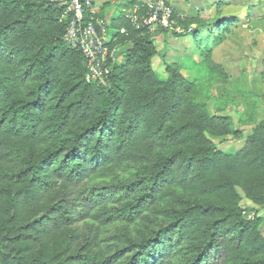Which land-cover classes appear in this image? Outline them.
<instances>
[{"label":"trees","instance_id":"16d2710c","mask_svg":"<svg viewBox=\"0 0 264 264\" xmlns=\"http://www.w3.org/2000/svg\"><path fill=\"white\" fill-rule=\"evenodd\" d=\"M142 6L126 3L140 19ZM65 11L0 0V264H264V218L241 207L264 208V121L219 150L242 132L195 101L179 65L159 77L154 32L122 11L108 34L110 50L131 46L124 62L88 83ZM173 20L214 46L236 23Z\"/></svg>","mask_w":264,"mask_h":264},{"label":"rangeland","instance_id":"374dc122","mask_svg":"<svg viewBox=\"0 0 264 264\" xmlns=\"http://www.w3.org/2000/svg\"><path fill=\"white\" fill-rule=\"evenodd\" d=\"M127 1L101 0L105 8L101 20L110 22L119 11L127 16ZM164 3L181 18H198L206 27L224 19L236 20L218 46L213 45V40L206 44L208 37L196 42L190 31L180 28L154 30L159 54L153 60V69L165 79L166 65H179L181 73L194 84L195 101L207 106L212 115L231 117L234 130L243 134L241 139L230 136L215 140L217 148L225 152L240 150L246 137L264 121V0H164ZM102 8L95 4L93 10L97 14ZM197 27L194 25L192 29ZM130 47L116 50V64L124 62V53ZM241 207L250 217L264 218L262 207L247 200L242 201Z\"/></svg>","mask_w":264,"mask_h":264},{"label":"built area","instance_id":"2783aa9c","mask_svg":"<svg viewBox=\"0 0 264 264\" xmlns=\"http://www.w3.org/2000/svg\"><path fill=\"white\" fill-rule=\"evenodd\" d=\"M60 7L65 8V16H71L64 41L70 48L81 50L88 62V83H97L102 86L109 85V75L112 65L115 64L114 50H110L111 42L109 32L110 22L91 17L85 20L87 11L96 14L92 9V0H49ZM143 9L145 14L141 17L129 11L126 16L137 27L147 28L154 32L156 29H173V11L165 5L164 0H144ZM125 33V31H122Z\"/></svg>","mask_w":264,"mask_h":264},{"label":"crops","instance_id":"0c3cea01","mask_svg":"<svg viewBox=\"0 0 264 264\" xmlns=\"http://www.w3.org/2000/svg\"><path fill=\"white\" fill-rule=\"evenodd\" d=\"M95 4H96V6L98 7V8H102V6H103V4L101 3V0H95L94 1V6H95ZM101 10V9H100ZM99 10V11H100Z\"/></svg>","mask_w":264,"mask_h":264}]
</instances>
